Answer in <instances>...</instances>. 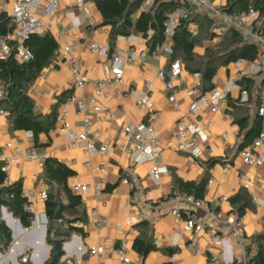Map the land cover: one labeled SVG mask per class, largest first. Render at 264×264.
Returning <instances> with one entry per match:
<instances>
[{
    "label": "crops",
    "instance_id": "obj_1",
    "mask_svg": "<svg viewBox=\"0 0 264 264\" xmlns=\"http://www.w3.org/2000/svg\"><path fill=\"white\" fill-rule=\"evenodd\" d=\"M188 1L193 14L189 30L193 34L197 33V21L201 17L205 16L213 21L211 30L213 37L203 40L194 50L198 55H203L205 50L219 42L223 35H216L214 30L225 24L219 14L224 12L230 0H213L210 7L204 8L195 6L192 0ZM0 11L10 16L11 3L0 0ZM43 20L55 40L58 35L62 38L56 41L58 54L54 62L42 70L28 90L34 112L40 115L48 114L58 103L61 95L68 91L70 94L58 105L57 114L66 112L67 123L77 130H82V116L87 117L91 121L96 144L113 145V150L108 155L92 157L94 166L101 164L104 167V172L99 173L92 168L84 167L85 158L81 150L69 145L65 135L59 130L58 122L51 129L52 133L48 131L39 134V146L36 147L31 131H10L5 114L0 115V163L3 165L5 159H10L7 175L11 183L20 181L22 189L47 187L41 179L43 162L26 158L27 150L33 148L45 158L57 159L74 171L73 177L68 180L69 187L76 183L90 187L89 192L81 197L85 222L76 225L82 227L83 235L73 234L66 240L62 249L63 254L68 255L69 259L74 258L75 264H118L114 250L118 246H123L133 264H248L245 252L234 236L232 227L226 223L229 217H237L236 213L228 200L221 201L220 198L226 196L229 199L236 194L242 188L240 176H244L250 184L247 192L253 202L241 217L244 236L248 243L256 236H264V207L255 205L253 201L254 197L262 198L264 195V163L255 167L242 162L238 146L245 133L241 136L238 126L227 111L226 100L221 102V111L218 113H212L209 107H205L195 115L190 108L195 97L188 94L196 82L194 74L185 70L181 62L182 71L175 81L170 82L167 78L158 79L154 74L159 69H168V56L159 54L156 58L137 59L124 67L120 88L126 94L136 91L148 93L154 109L161 113L160 120L155 125V131L160 139L157 160H160L159 165L165 167L166 172L161 175L158 182H154L147 176L153 166L152 161L142 164L129 162L130 141L125 140L123 128L127 125L145 123L149 118L146 111L136 106L132 95H114L108 99H98V105L102 109L99 114L87 108L82 116L76 115L77 102L93 96L96 83L105 78L104 65L109 62V58H99L87 51V46L92 42L108 46L110 30L108 25L102 23V16L93 2L83 0L78 4L76 0H58L55 17ZM244 22L251 23L257 29L261 25L257 21V14L245 18ZM231 27L236 29L245 41L256 43L244 29V24L235 21ZM66 45L71 46L72 53L83 64L82 74L88 81L84 89L71 90L66 87L71 79L68 64L61 52ZM114 46L121 51L132 49L138 52L150 49L148 41L137 39L136 34L118 37ZM242 68H236L234 63L220 67L213 81L214 89H223L226 82L237 83L236 74ZM263 74L264 71L250 76L254 80L249 104L250 115L254 110L257 111L259 100L264 97ZM72 93L75 94L76 101L67 105V99ZM230 97L242 102L239 90H233ZM104 111H109L110 115L101 119ZM192 119L198 120L208 138L201 147L202 155L197 164L187 153L180 151L177 143L170 139L177 120L186 123ZM208 122L210 125H207ZM28 132H31L32 136L28 135ZM223 133H227L225 139L222 138ZM6 143H10L11 146L6 148ZM16 148L20 149L19 153L15 152ZM211 159L217 160V163L208 167L206 163ZM129 166L132 167V173L126 172ZM224 168L228 170L225 172ZM101 179L104 183L95 187ZM176 179L182 182H199L206 179L202 199L204 205L197 208L189 204L183 197L185 194L179 192ZM210 180L213 182L208 185ZM163 195H167L166 201L163 200ZM130 196L137 202L134 209L145 214L142 225L126 223L130 217V212L126 208ZM162 202L164 205L160 206ZM35 207L41 215L40 225L25 231L19 229L13 217L10 221L9 212L6 209L3 211L0 207L1 219L10 229L11 235L13 233L11 246L0 253V264H13V256H16L17 261L26 258L28 264H45L49 260L50 247L47 253L43 246L47 245L46 234L43 243L41 241L44 202L37 201ZM173 209L178 210L179 217L171 213ZM92 212L95 214L92 215ZM185 212L197 213L203 218V229L200 232L183 230ZM99 217L105 218L106 222L97 225ZM140 237L147 242L150 241L154 246V249L145 256L134 250V244ZM162 239L163 241L157 245L156 241ZM105 240L107 245L104 246L103 255L96 257L89 254L90 248L102 245ZM162 249H170L172 253H163ZM78 252L81 253L78 255ZM171 257L174 259L172 262Z\"/></svg>",
    "mask_w": 264,
    "mask_h": 264
},
{
    "label": "trees",
    "instance_id": "obj_2",
    "mask_svg": "<svg viewBox=\"0 0 264 264\" xmlns=\"http://www.w3.org/2000/svg\"><path fill=\"white\" fill-rule=\"evenodd\" d=\"M102 16V23L110 27L108 34V47L112 52L118 37H128L131 34L141 33L147 37V32L152 31V36L147 40L150 49H154L164 41L163 22L165 15L171 13L175 7V0H153L147 11H140L144 0H91ZM254 11L257 14V21L261 23L260 28L255 30L264 35V0H257L254 3ZM247 0H230L224 8V12L239 14L246 12ZM193 14L190 8L186 20L180 21L171 39L172 53L169 55V65L179 60L191 74L200 75V91L202 94L214 90V78L220 67H226L238 60L253 62L257 56L258 45L245 41L242 35L233 27L226 30L219 42L207 48L203 55H198L194 50L200 46L203 40L213 37V21L205 16L197 21L198 30L193 34L189 30ZM10 29V17L0 11V36ZM28 49L31 59L26 63H19L14 59V51L5 59L0 60V110L5 114L10 131H31L36 147L38 136L47 133L57 123V107L63 102L70 92L61 95L58 103L52 107L46 115L34 112L33 101L28 95L31 85L41 74L42 70L50 66L57 54L58 44L55 37L46 32L43 35H31L24 43ZM264 81V74H263ZM241 90L248 94V101L240 102L233 99L230 94L226 95L227 111L232 116L233 122L238 126L239 132L245 133L238 146V151L249 146L252 139L262 129V118L257 111L249 113V104L252 99L254 80L250 76H244L237 81ZM259 97V96H258ZM256 103H258V98ZM217 160L211 159L206 164L212 167ZM0 163V207L4 206L12 214V217L19 221L25 229L31 227L30 216L24 212V200L20 197L22 189L21 182L11 183L4 186L5 173L2 172ZM74 171L68 168L57 159L45 158L42 163L41 179L47 185V198L44 202V214L46 217V244L50 247V256L53 254L54 242L60 243L68 240L73 234H81L82 227L75 226V223L85 222V213L81 197L73 193L68 185V180L73 177ZM180 193L191 195L196 199H203L206 179L199 182H182L175 180ZM56 196H59L63 203L62 220L55 221L57 211ZM237 217H242L246 208L252 202V198L244 188H240L236 194L228 199ZM144 224L140 221L136 225ZM12 243L10 229L1 219L0 215V253L5 252ZM154 249L151 242L144 238H138L134 244V250L145 256ZM254 254L248 260V264H264V236L254 237L245 249L248 255L251 250ZM163 253L171 254L172 250L162 249ZM20 264L23 263L21 259Z\"/></svg>",
    "mask_w": 264,
    "mask_h": 264
},
{
    "label": "built area",
    "instance_id": "obj_3",
    "mask_svg": "<svg viewBox=\"0 0 264 264\" xmlns=\"http://www.w3.org/2000/svg\"><path fill=\"white\" fill-rule=\"evenodd\" d=\"M11 3L10 12V29L7 33L0 36V60H5L12 51H14V59L19 63H26L31 59V55L24 43L31 35H43L48 32V26L44 23V18L52 19L55 17L58 0H6ZM83 0H76L78 4H81ZM213 0H192L197 7H210ZM257 0H247L246 12L239 14L222 12L219 15L224 20L225 24L222 27H218L214 30L216 35H222L226 30L234 25L235 21L244 24L246 32H248L256 44L258 45L257 56L255 61L247 62L244 60H238L234 63L236 68H242L240 72L236 74V78L240 80L244 76H255L264 71V35L257 33L251 23H245L244 19L248 17L256 16L254 11V3ZM153 3V0H144V3L140 11H147ZM190 3L188 0H175V7L171 13L165 15L163 22L164 27V41L162 44L156 46L154 49H143L135 52L132 49L119 50L117 46H114L112 52H110L107 45H102L98 42H92L87 46V51L91 54L97 55L99 58H109L108 64L104 65L105 78L99 80L94 89L93 96L85 99L84 101L77 102L76 115L82 116L87 108H91L93 113L99 114L102 109L98 105V99H108L114 95L133 96L135 104L138 108L146 111L149 114V118L145 123L127 125L123 128V136L125 140L129 142V162L130 164H142L147 161H152L153 166L147 173L148 178L154 182H158L161 175L166 172L165 167L160 166V160H157L159 155L160 139L155 131V125L159 122L161 113L154 109L153 103L148 96V93L142 91L125 93L120 88V84L123 81L124 67L137 59L156 58L159 54L168 56L172 53L171 39L174 35V31L180 21L186 20L189 16ZM153 32L148 31L147 37L141 33L136 34L137 39L148 40L152 36ZM62 38L58 35L56 41ZM62 55L68 64L70 73V82L67 84V88L71 90L84 89L88 84L86 77L82 74L83 64L72 53L70 45H66L61 49ZM182 71V65L179 60L173 61L167 70L159 69L155 71V76L158 79L167 78L170 82L178 79ZM196 82L190 89L188 94L194 96L195 100L191 104V111L197 115L200 111L209 107L212 113H218L221 111V102L225 99L226 95L230 94L233 90H239L241 92V101L247 102V92L241 90L235 81L226 82L223 89H214L213 91L202 94L200 91V75L194 74ZM150 88V85H149ZM76 97L72 93L67 99V105L75 103ZM257 114L264 119V97L259 100L257 105ZM0 115H4V112L0 110ZM110 115L109 111H104L101 119H104ZM57 122L59 123V130L65 135L69 145L72 148L81 150L85 161L84 167L92 168V170L99 173L104 172L103 165L94 166L92 164V157L105 156L113 150L111 143L96 144V139L91 129V121L85 116H82V130H77L71 127L66 121V112L58 115ZM207 125H210L208 122ZM52 133V130H49ZM28 135L32 136L31 132ZM227 133L222 134V138L225 139ZM170 139L177 143V147L180 151L187 153L194 161L198 163L202 155V145L208 140L205 130L200 126L197 119H192L189 122H183L177 120L174 123V129L170 134ZM10 143H6L5 147H10ZM16 153L20 152V149H15ZM239 156L242 162L248 166L259 167L264 163V129L252 139L249 146L242 149L239 152ZM27 159H36L40 162H44L45 156L38 154L35 149L29 148L26 153ZM10 167V159H5V163L2 165V172L6 177L4 180V186H9L11 181L7 175ZM228 169L224 168L226 172ZM132 167L126 168V172L132 173ZM242 182V188L246 191L249 188V182L244 176H240ZM126 182V180H124ZM212 180L208 182V185L212 184ZM104 180L97 184L95 187H99ZM70 189L76 195L82 197L89 192L90 187L82 184H71ZM20 197L24 200L23 209L24 212L30 216L31 228L38 227L41 222V215L35 207L37 201L45 202L47 198V187L42 186L34 189H21ZM184 199L194 207L200 208L204 205L201 199H196L191 195H183ZM163 200H167V195H163ZM221 201H227L228 198L223 196ZM253 201L257 206L264 207V195L262 198L254 197ZM137 204L135 198L130 196L128 198L126 208L130 212V217L126 220L128 225L136 224L145 218V214L141 211H136L134 206ZM164 205V202L160 203V206ZM171 213L179 217V212L173 209ZM95 212H92L94 215ZM186 218L183 225V230L188 232L198 233L203 229V218L192 212H185ZM106 222V219L99 217L97 225ZM226 223L232 227L234 236L239 242L240 247L245 252V249L249 245L244 236V230L242 226L241 217H229ZM75 226L78 223L74 224ZM162 240L156 241V244H160ZM107 245L105 240L102 245L92 247L89 250V254L92 256L100 257L104 253V246ZM115 254L118 258V264H133L127 256V250L123 246L115 248ZM254 254V250L245 256L247 261L251 259ZM173 257L170 258L172 262ZM22 262H26V258L22 259ZM228 264V263H227Z\"/></svg>",
    "mask_w": 264,
    "mask_h": 264
},
{
    "label": "water",
    "instance_id": "obj_4",
    "mask_svg": "<svg viewBox=\"0 0 264 264\" xmlns=\"http://www.w3.org/2000/svg\"><path fill=\"white\" fill-rule=\"evenodd\" d=\"M0 203H1V198H0ZM56 205H57V211L55 213L54 219H55V221L60 222L62 220V211H63V206L64 205H63V203H62V201H61L59 196H56ZM1 207H2L3 211H5L6 208L4 206H1ZM8 217L11 220L13 219L11 213L8 214ZM42 221H43V224L41 225V233H42L41 241L43 243L44 237H45V234H46V225H45L46 224V217H45V214H43V216H42ZM15 223L18 225V227H19V229L21 231H25V228H23L21 226V224L19 223L18 220H15ZM12 235H13V233H12ZM65 244H66L65 242L60 243L59 241H55L54 242V247L52 249L53 254L50 257H48L49 260L45 264H75V259L74 258H70L69 259L68 255L63 254V250L62 249H64V245ZM43 246L45 247L46 252L48 253L49 246H47V245L46 246L43 245ZM50 251H51V249H50ZM80 253L81 252H78V255ZM13 257H14L13 264H20L19 261L16 260V256H13ZM46 260H47V258H46Z\"/></svg>",
    "mask_w": 264,
    "mask_h": 264
},
{
    "label": "rangeland",
    "instance_id": "obj_5",
    "mask_svg": "<svg viewBox=\"0 0 264 264\" xmlns=\"http://www.w3.org/2000/svg\"><path fill=\"white\" fill-rule=\"evenodd\" d=\"M10 221H12V220H10Z\"/></svg>",
    "mask_w": 264,
    "mask_h": 264
}]
</instances>
